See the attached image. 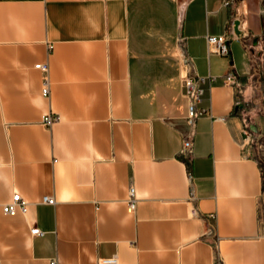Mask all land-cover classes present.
<instances>
[{"label":"crops","instance_id":"0c3cea01","mask_svg":"<svg viewBox=\"0 0 264 264\" xmlns=\"http://www.w3.org/2000/svg\"><path fill=\"white\" fill-rule=\"evenodd\" d=\"M211 35L227 56L208 51ZM184 50L205 77L192 123ZM263 62L264 0H0V264H264L260 152L243 134L264 139ZM48 112L60 119L45 126ZM13 193L25 213L2 210Z\"/></svg>","mask_w":264,"mask_h":264},{"label":"built area","instance_id":"2783aa9c","mask_svg":"<svg viewBox=\"0 0 264 264\" xmlns=\"http://www.w3.org/2000/svg\"><path fill=\"white\" fill-rule=\"evenodd\" d=\"M176 4L179 6V10H182L187 3H189L192 0H174ZM230 1L233 0H225L226 4H229ZM236 7V6H235ZM225 35H211L207 36V49L209 52H216L222 56H227L228 49L225 45ZM183 40L181 37L180 41ZM180 81H182V96H184L186 100V111H187V120L189 123H192L195 121V119L199 118L200 116L207 113L206 109L203 108L199 102L202 99V92L203 87L202 83L205 81L204 76L196 75L194 73V67L192 65V58L188 55V53L184 50L183 53H181L180 56ZM264 63V62H263ZM36 68L40 69L44 73V77L42 80V95H47L49 93V80H48V64L46 62L44 63H36L34 65ZM211 77L210 80H213ZM223 82L226 85H231L235 89L240 87L242 85V82L236 79L234 73L229 70L226 74L222 76ZM245 102H243L241 95L238 94V92H235L234 100H233V106L239 107L243 106ZM60 119V116H58L56 113L48 112L46 115H43L41 123L43 125H50L53 122H56ZM244 134V140H246L247 143H252L257 149H261L263 146V139H261L256 133H254L250 128L246 127L243 129ZM183 145L179 150V154L183 157V162H185L187 165L191 159L190 155L193 153V142L190 138H184L182 141ZM260 170L262 175V180L264 182V166L263 163L260 161ZM187 178H188V188H189V195L188 200L193 201L196 199L195 196V188L192 184V174L187 169ZM129 193L126 200V205L128 206V209L130 211L134 210L135 208V190L133 186H129L128 188ZM41 201L44 203H53L54 197L52 195H43L41 197ZM27 205L28 202L21 196L19 193H13V196L10 201L4 203L2 205V210L5 213L8 214H15L18 210L25 213L27 211ZM191 216L199 217L201 215L199 209L196 206L191 207L190 209ZM203 218L208 219L211 222H214L216 220V214L215 212H204L202 214ZM31 233L33 235L35 234H42V231L39 229L38 226L34 225V227L31 228ZM48 264H59L55 258H51L48 262ZM97 264H119L118 258L115 254H112V256L107 257H99L97 259Z\"/></svg>","mask_w":264,"mask_h":264},{"label":"water","instance_id":"95a60500","mask_svg":"<svg viewBox=\"0 0 264 264\" xmlns=\"http://www.w3.org/2000/svg\"><path fill=\"white\" fill-rule=\"evenodd\" d=\"M239 17V9L237 7L233 8L232 12V18H233V32L236 33L237 35H241V31L238 28L239 23H240V18Z\"/></svg>","mask_w":264,"mask_h":264},{"label":"rangeland","instance_id":"374dc122","mask_svg":"<svg viewBox=\"0 0 264 264\" xmlns=\"http://www.w3.org/2000/svg\"><path fill=\"white\" fill-rule=\"evenodd\" d=\"M263 146L261 147V149H258L259 150V155H260V161L263 163V166H264V139H263Z\"/></svg>","mask_w":264,"mask_h":264},{"label":"trees","instance_id":"16d2710c","mask_svg":"<svg viewBox=\"0 0 264 264\" xmlns=\"http://www.w3.org/2000/svg\"><path fill=\"white\" fill-rule=\"evenodd\" d=\"M252 130V129H251ZM253 131V130H252ZM255 133V131H253Z\"/></svg>","mask_w":264,"mask_h":264}]
</instances>
